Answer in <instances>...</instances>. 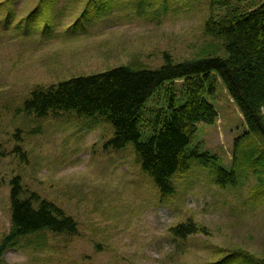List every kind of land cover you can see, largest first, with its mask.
<instances>
[{"label":"rangeland","instance_id":"obj_1","mask_svg":"<svg viewBox=\"0 0 264 264\" xmlns=\"http://www.w3.org/2000/svg\"><path fill=\"white\" fill-rule=\"evenodd\" d=\"M36 1L17 0L14 26ZM148 1L121 0L132 17L87 21L84 29L67 36L56 24L53 39L22 37L0 24V145L7 153L0 164V245L11 232L9 184L16 176L26 189L55 202L79 224L74 237L45 233L22 239L5 253L3 264H216L241 249L264 259V198L254 169L242 188L223 190L194 161L188 173L174 179L176 195L163 199L132 145L121 152L105 150L114 133L109 124L75 113L49 119L18 114L37 85L125 64L157 69L166 53L175 62H186L213 51L212 46L222 50L204 31L212 0H190L189 11H176L185 1L171 0L167 16H135V3L148 10ZM77 12L78 6L68 26ZM176 86L182 91L183 83ZM211 101L218 120L199 125L191 148L218 155L227 166L248 128L222 82ZM18 147L27 159L15 152ZM189 219L207 227L212 236L174 243L170 229Z\"/></svg>","mask_w":264,"mask_h":264},{"label":"trees","instance_id":"obj_2","mask_svg":"<svg viewBox=\"0 0 264 264\" xmlns=\"http://www.w3.org/2000/svg\"><path fill=\"white\" fill-rule=\"evenodd\" d=\"M59 1L37 0L28 15L14 26L18 19L17 0H0V24L6 31H20L22 37L40 34L53 39L56 24L67 36L79 27L84 29L87 21H120L124 14L128 18L133 16H128L131 9H125L121 0H65L57 7ZM184 1L176 11H189L190 0ZM148 2L152 3L148 10L135 3V16L146 15L153 20L152 15L169 14L171 0ZM76 6V20L68 26ZM210 7L205 35L220 42L222 50L212 46L213 51L205 50L186 62H175L166 53L163 66L157 69L141 63L125 64L48 86L37 85L18 114L49 119L75 113L109 124L114 133L105 150L121 152L132 145L143 172L152 179L163 199L176 195L174 179L188 173L194 161L208 169L214 184L223 190L242 188L249 171L254 169L259 196L264 198V2L212 0ZM220 82L248 128L236 141L232 164L227 166L220 164L218 155L202 153L200 147L191 148L199 125H215L218 120L211 99ZM181 83L182 91L176 86ZM15 152L27 159L21 147ZM6 155L0 145V164ZM9 185L11 232L0 245V264L5 253L22 239L45 233L69 237L79 234V224L72 216L55 202L26 189L20 176ZM170 234L174 243L200 235L212 236L207 227L193 219L172 227ZM216 264H264V259L241 249Z\"/></svg>","mask_w":264,"mask_h":264}]
</instances>
